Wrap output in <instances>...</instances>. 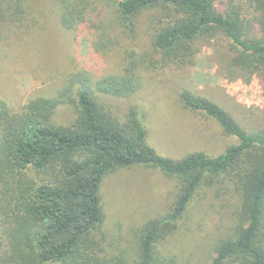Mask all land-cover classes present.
I'll list each match as a JSON object with an SVG mask.
<instances>
[{"label":"trees","instance_id":"obj_1","mask_svg":"<svg viewBox=\"0 0 264 264\" xmlns=\"http://www.w3.org/2000/svg\"><path fill=\"white\" fill-rule=\"evenodd\" d=\"M52 2L71 32L98 3L114 8L129 34L151 12L152 48L146 57L133 54L121 74L74 73L55 95L33 98L18 111L0 98V264H178L160 245L205 188L236 200L234 225L216 243L211 264H264V128L250 131L217 103L184 91L185 107L205 113L238 142L215 157L195 152L176 160L150 144L142 110L131 107L119 116L101 98L131 97L144 68L194 67L218 36L230 44L220 51L222 77L246 84L257 78L264 89V0ZM31 7L32 0H0V38L19 36ZM64 106L75 115L67 124L56 120ZM135 166L170 179L173 202L141 226L134 248L116 252L103 227V185L112 173Z\"/></svg>","mask_w":264,"mask_h":264},{"label":"rangeland","instance_id":"obj_2","mask_svg":"<svg viewBox=\"0 0 264 264\" xmlns=\"http://www.w3.org/2000/svg\"><path fill=\"white\" fill-rule=\"evenodd\" d=\"M98 4L96 11L90 9L88 22L71 32L61 26L52 0H32L28 27L19 36L0 38V98L18 111L33 98L55 95L74 73L105 78L121 74L133 54L146 57L154 34L152 13H144L137 33L129 34L117 23L114 8ZM101 25L107 28L105 38ZM225 50H230V44L218 36L203 47L194 67L144 68L141 87L131 97L101 98L119 116L131 107L142 110L149 142L163 157L179 160L195 152L218 156L237 139L226 135L205 113L185 107L184 91L217 103L250 131L264 128V89L257 78L250 84L225 80L220 72V51ZM73 118L68 106L61 107L56 116L62 124ZM173 191L170 179L148 167L121 169L105 179L103 227L116 252L134 248L141 226L169 210ZM235 203L231 194L217 196L205 188L179 229L160 248L175 256L178 264H211L216 243L234 225Z\"/></svg>","mask_w":264,"mask_h":264}]
</instances>
